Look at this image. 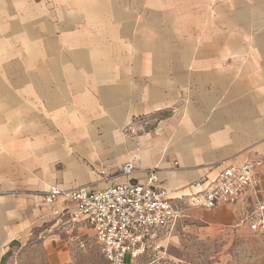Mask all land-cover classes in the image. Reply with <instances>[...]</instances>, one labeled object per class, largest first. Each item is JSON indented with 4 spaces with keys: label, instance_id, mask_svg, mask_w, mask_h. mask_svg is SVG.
<instances>
[{
    "label": "crops",
    "instance_id": "0c3cea01",
    "mask_svg": "<svg viewBox=\"0 0 264 264\" xmlns=\"http://www.w3.org/2000/svg\"><path fill=\"white\" fill-rule=\"evenodd\" d=\"M50 7L58 9L54 17L70 19L61 25L66 35L71 32L68 22H100L97 34L71 32L68 38L80 49L98 42L96 49L103 52L95 87L82 85L75 100L57 69L56 85L45 101L33 85L41 53L52 67L62 62L52 55L57 26L47 22ZM75 60L82 67L89 61L84 55ZM30 65L32 75H22L21 86L9 85L11 74ZM0 84V264H17L14 249L31 240L43 217L54 210L68 216L74 212L71 204L59 200L48 205L39 194L50 186L71 190L94 181L88 175L54 183L55 136L44 131L41 117H64L54 133L71 159L105 160L120 167V175L137 153L134 174L108 183L142 184L146 172L156 170L158 185L176 200L186 197L192 184L214 180L225 167L264 155V0H0ZM101 94L111 103L101 100ZM106 108L113 109L112 124L120 130L133 119L165 112L169 117L160 120L156 132L136 137H124L109 126L100 128V135L88 131L80 137L79 157L73 139L90 125L98 132L95 115ZM107 150L117 158L102 155ZM259 180L264 198V170ZM250 201L246 197L214 210L196 209L205 216L206 227L185 230L201 237L241 229ZM225 212L235 215L227 226L216 225ZM77 225L95 240L84 223ZM167 239L162 237L160 244ZM222 256L209 264H227Z\"/></svg>",
    "mask_w": 264,
    "mask_h": 264
},
{
    "label": "rangeland",
    "instance_id": "374dc122",
    "mask_svg": "<svg viewBox=\"0 0 264 264\" xmlns=\"http://www.w3.org/2000/svg\"><path fill=\"white\" fill-rule=\"evenodd\" d=\"M56 11L58 9L50 7L47 22L49 21L57 26L53 36L57 43V49L52 51V55L54 59L62 58V62L57 67H52L48 64L49 60L47 58L49 57H44V53H41L40 65L35 67V75H37L38 81L35 79L33 85H35L41 97L45 95L44 98L42 97V101L46 100L45 97L53 91V87L56 85V83L52 84L55 69L61 73L62 83L69 90L67 95L75 100L83 92L84 87L82 85L90 87L94 83V78H96L103 60V52L96 49L101 46L98 42L93 41L96 43L89 44L88 49H80L76 46L75 41L68 39L71 32H74L73 36L79 31H89L97 34L100 22L97 20L91 21L92 23L90 24L84 20L75 23L68 22L71 32L66 35L64 34L65 26L61 25H64L65 21H70V19L54 17L53 12ZM75 46L76 48H74ZM134 53L132 52V54ZM83 55L87 56L88 64L86 67L77 66L75 64L76 56ZM32 69L30 65L21 68L19 72L15 71L13 75L11 74L9 85L17 86L19 83L21 86L22 75L28 76L29 73H32L30 72ZM93 85L95 87V83ZM3 87L4 85L0 84V88ZM92 94L97 96L95 89ZM103 97L111 103L112 99L109 96L101 94V100ZM52 106L54 105L48 104V107L52 108ZM106 109L108 111L103 110L101 114L95 115V124L99 125L98 132L95 130L94 125H90L85 128L82 134L73 139L74 149L79 157L81 154L80 137L82 138L89 132L100 135L103 132L100 128L109 126L111 130L115 129L114 132H120L123 136L124 134L129 137L152 134L156 132L155 127L160 123V120L169 117V112H165L153 114L143 119H133L128 127L120 130L114 128L112 124V116L110 114L113 109ZM63 121L64 117H60L59 120L41 117L40 120L42 128L45 127L44 131L55 136L54 143L56 148L52 153L54 162L51 164V171L55 175L54 183L61 185L66 181L75 182L78 178L87 177L88 175L94 177V181L89 183V186H102L103 183L115 181L119 177L118 171L120 167H111L108 164L109 162L105 160L93 162V159L89 161L93 163L80 161L75 158V155L71 159L70 156L64 153L63 148H60V137L54 133V130L58 129ZM102 155H110L113 160L117 158L113 150H107ZM39 195L42 196V193ZM55 207L52 206L53 209ZM211 215L216 217L218 212L214 211ZM234 215V213L225 212L214 223L219 226H227L229 224L228 220L232 219ZM208 219L213 220L214 218L210 217ZM203 221H205V216L201 211H187L185 217L179 221L175 231L166 237L168 238L167 241L165 240L164 243H161L164 249L155 254L138 257L131 261L128 259L127 262H130L129 264H209L214 258L223 255L222 257L226 259L227 264H264V236L252 235L245 225L241 229L232 231L220 229L218 232L201 237L196 233L186 232L185 228L187 226L195 231L206 227L203 225ZM31 236L29 242L18 246L15 244L17 248H13V256L17 264H102L99 248L91 234L80 228L79 225L70 222V216L68 215L54 216L51 214L43 217ZM47 240L51 242L49 244L45 243ZM10 254L12 255V253Z\"/></svg>",
    "mask_w": 264,
    "mask_h": 264
},
{
    "label": "built area",
    "instance_id": "2783aa9c",
    "mask_svg": "<svg viewBox=\"0 0 264 264\" xmlns=\"http://www.w3.org/2000/svg\"><path fill=\"white\" fill-rule=\"evenodd\" d=\"M136 156L122 166L119 176L128 179L134 174ZM262 170L264 155L241 166H227L205 186L204 181L192 184L190 193L181 200L158 185L156 170L147 171L142 184L128 181L71 190L50 186L42 192V199L48 205L61 199L73 206L70 222H82L92 230L103 264H129L128 259L161 251L160 239L176 229L187 211L214 210L246 197L251 201L241 224L252 235L264 236V198L259 192ZM53 215L65 216V211L54 210Z\"/></svg>",
    "mask_w": 264,
    "mask_h": 264
},
{
    "label": "bare ground",
    "instance_id": "6f19581e",
    "mask_svg": "<svg viewBox=\"0 0 264 264\" xmlns=\"http://www.w3.org/2000/svg\"><path fill=\"white\" fill-rule=\"evenodd\" d=\"M60 200H61V199H60ZM58 201H59V200H58ZM58 201H57V202H58ZM57 202H56V203H57ZM56 203H55V204H56Z\"/></svg>",
    "mask_w": 264,
    "mask_h": 264
}]
</instances>
